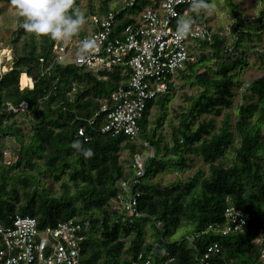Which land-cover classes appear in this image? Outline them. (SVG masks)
Wrapping results in <instances>:
<instances>
[{
	"label": "trees",
	"instance_id": "1",
	"mask_svg": "<svg viewBox=\"0 0 264 264\" xmlns=\"http://www.w3.org/2000/svg\"><path fill=\"white\" fill-rule=\"evenodd\" d=\"M127 1L101 0L99 7L90 4L83 12L86 23L80 32L92 30V14L104 15L114 10L119 12L115 34H120L125 24L134 21ZM162 1L156 0L158 5ZM148 2L137 0L136 7L142 10ZM191 19L209 25L202 9L195 11ZM235 21L233 41L229 42L225 32L209 25L212 39L195 41L190 48L192 59L178 77L200 90L196 94L185 93L188 102L181 108L179 123L172 130V144L166 145L165 155L162 151L166 146H161L156 132L166 113L156 118L152 137L147 125L151 106L156 103L165 109L171 90L148 101L139 121L142 144L125 134L102 132L107 119V113L101 111L102 104L108 100L111 105L110 93L127 81L128 74L114 69L102 72L106 77L98 78L94 72L73 63H57L52 52L55 41L30 34V40L13 51L7 62L10 69L0 72V102L25 101L29 105V110L13 113L6 124L5 116H0V137L9 134L19 143L17 159L9 165L0 149V223L9 225L17 214L30 215L37 219L41 232L47 226L75 217L83 225L79 234L81 258L86 264H132L139 253L150 257L153 264H195L196 257L214 241L219 242L221 249L212 257V264H264L260 259L261 247L255 241L264 225V74L251 81L242 77L249 64V50L259 47V58L264 63V45L244 40L253 39V35L264 30V0L255 22L239 18ZM25 32H17L14 42ZM23 72H27L32 85H20ZM28 76H22L23 84L29 82ZM239 84L247 91L242 96L245 102L238 106L234 125L225 117L217 127L216 119L205 115L195 122L204 112L216 116L232 106L234 89ZM22 117L31 124L26 132L20 125ZM93 117L96 118L90 123ZM80 128L85 129V135L78 134ZM25 135H29V140ZM76 140L94 154L85 158L72 148ZM148 146L153 148V154L145 158V174L133 188L134 194L139 193L137 209L142 215L134 217L118 201V184L122 180L131 184L136 176L135 155H142V149ZM123 150L131 153L132 164L128 168L123 164ZM191 154L201 156L209 164L208 174L199 171L187 181L179 177L167 183L149 180L160 168H185ZM21 165L23 169L18 170ZM47 173L56 179L66 174L67 181L61 183L60 193L46 187L41 176ZM20 188L24 189V200L19 204ZM110 200L118 202L119 209L110 212L106 206ZM227 205L243 210L248 220L245 232L199 234L194 240L196 247H192L187 241L190 236L210 223L223 221ZM148 222L152 233L145 239L144 224ZM181 226L185 228L183 236L168 241L167 237ZM123 236L130 237V241Z\"/></svg>",
	"mask_w": 264,
	"mask_h": 264
},
{
	"label": "built area",
	"instance_id": "2",
	"mask_svg": "<svg viewBox=\"0 0 264 264\" xmlns=\"http://www.w3.org/2000/svg\"><path fill=\"white\" fill-rule=\"evenodd\" d=\"M136 4L137 0L126 2V7L133 10L129 15L134 21L125 24L120 34H115L118 11L110 10L104 15L92 14V30L90 28L89 33L79 32L68 41H55L52 52L57 63H73L100 73L120 69L128 74L127 81L110 93L111 105L108 100L102 104L101 111L107 113V119L101 131L113 135L125 134L131 141L137 142L140 140L139 121L148 101L171 90L179 72L192 59L189 50L194 42L211 40L213 31L208 23L202 21L193 22L191 33L186 36L181 37L177 33L178 20L191 19L192 14L198 10L192 6L193 0H163L159 5L156 0H150L142 10ZM84 39H95L96 47L81 62L79 49ZM7 70L6 67L5 72ZM23 73L28 76L27 72ZM29 79L28 83L32 85L33 81L30 77ZM72 89L75 90L76 87L73 86ZM19 110H29L28 103L23 101L15 104L10 100L0 102V116H5L4 123ZM78 134L85 135V129L80 128ZM140 155L135 157L133 165L136 176L131 184L124 180L118 184V201L134 217L142 215L137 209L139 193H133V188L145 174V159ZM3 156L7 165L14 162L9 150L5 149ZM247 224L248 220L242 209L227 205L224 220L210 223L205 229L192 235L191 246L196 247L194 240L199 234L243 233ZM82 227L74 217L47 226L40 232L35 217L17 214L9 225L0 223V264H86L81 258L82 236L79 232ZM255 241L261 247L260 259L264 262V225L260 226ZM220 249L219 242L209 243L205 251L196 257L195 264H212V257L219 254ZM169 259L171 261L173 257ZM132 264L153 263L150 257L139 253Z\"/></svg>",
	"mask_w": 264,
	"mask_h": 264
},
{
	"label": "rangeland",
	"instance_id": "3",
	"mask_svg": "<svg viewBox=\"0 0 264 264\" xmlns=\"http://www.w3.org/2000/svg\"><path fill=\"white\" fill-rule=\"evenodd\" d=\"M78 1V2H77ZM101 0H76L75 6L78 7L82 12H86L88 10L89 5L93 4L96 7H99ZM232 1V0H230ZM228 0H210L209 2L212 4V8L209 10H204L205 17L208 19L209 25L215 29L216 31H223L228 36V41H233V27L236 25V19L246 20L248 22H255L259 8L261 7L262 0H233L232 3H229ZM203 10V9H202ZM23 17L18 14V10L13 5L12 0H0V69L1 72L4 73L8 68V59H11L13 51L15 48H21L27 41L30 40V34L25 32L19 37V40L14 42L15 37L17 36V32H19L22 28ZM260 35V37H259ZM39 40V39H38ZM247 43L251 42H260L261 45H264V30H261L258 34L253 35V39H244ZM258 52V53H257ZM260 48L257 47L255 50H249V64L243 70L242 77L244 81H251L254 78H257L264 74V63L262 64L261 59L259 58ZM3 60V61H2ZM241 68V65H238ZM25 73L21 74L20 77V85L22 87L27 86L29 83L26 82L25 84L22 83L21 78ZM94 75L98 78L106 77L100 72H94ZM31 85V84H29ZM200 90V87L196 85H191L188 81H184L182 77H176V82L173 84L171 88V94L167 98V107L162 109L159 107L158 104H153L151 106V112L148 116V125L147 131L149 132L150 136L152 137L153 130L156 127V118L163 115L162 113L165 112L166 116L163 118L161 122V126L159 127L158 131L156 132V137H159L161 146H166L167 144L171 143V135L172 130L175 126L179 123V113H181V108L187 105V99L185 97V93L189 94H196ZM246 87L244 85H238L234 89V97H233V104L230 107L224 109L222 114L214 116L213 114L204 112L200 114L195 120V122L201 121L203 115L207 118L214 117L216 119V125L219 127L222 124V121L225 117L229 118V121L234 125L236 121V117L238 116V106L245 102V99L242 98L244 93L246 92ZM12 121L10 124H12ZM20 125L23 126V132H26L30 129L31 124L27 122L26 118L20 119ZM6 124V123H4ZM234 129V128H232ZM25 138L29 140V135H25ZM145 140V139H144ZM148 141V140H145ZM136 143L142 144L141 139ZM146 144V143H145ZM235 144L238 145V141L236 139ZM147 145V144H146ZM19 143L16 141L14 136L12 135H4L0 137V149L9 150V154L12 156L14 161L17 159V148ZM167 146L162 151V155L168 153ZM142 159H145L147 155L153 153V148L151 146L146 147V149H142ZM229 154H232V151L229 149ZM123 157V164L128 168L132 164V157L131 153L128 150H123L121 152ZM137 154L135 155V157ZM166 159V158H165ZM264 161V159H263ZM209 164L205 163L201 156L191 154L187 158V162L185 168H175V167H166L160 168L158 173L154 174L152 178H149L151 181H155L159 179L161 182L167 183L168 180L174 181L177 177L184 179L187 181L191 179L192 176L198 175L199 171H204L205 174L209 173ZM23 165L19 167L18 170H22ZM14 170L11 171L13 173ZM68 173V171H66ZM46 181V187L48 189H52L53 192L60 193L61 183L67 181L66 174L60 176L59 179H56L50 173H47L45 176H41ZM11 182H9L10 185ZM24 189L20 188L21 198L19 204L24 200ZM118 202L114 200H110L107 203V207L110 212H113L115 208H118ZM119 209V208H118ZM145 225V239L146 237L149 238L150 234L152 233V226L151 222H148ZM185 232V228L182 226L171 236H168V241H175L179 240ZM191 237V236H190ZM124 240L128 242L131 239L130 237H122ZM190 243V238L187 240ZM191 245V243H190ZM167 247V246H166Z\"/></svg>",
	"mask_w": 264,
	"mask_h": 264
},
{
	"label": "clouds",
	"instance_id": "4",
	"mask_svg": "<svg viewBox=\"0 0 264 264\" xmlns=\"http://www.w3.org/2000/svg\"><path fill=\"white\" fill-rule=\"evenodd\" d=\"M23 17L22 28L39 37L53 41H68L81 31L86 23L85 14L75 6V0H12ZM194 9L209 10V0H193ZM192 19L180 18L177 22V33L183 37L191 33ZM96 47L95 39H84L79 49L80 61L84 62L87 54ZM72 148L81 152L85 158L94 153L91 148H84L79 140L73 141Z\"/></svg>",
	"mask_w": 264,
	"mask_h": 264
}]
</instances>
